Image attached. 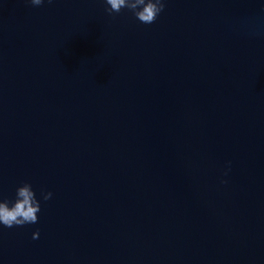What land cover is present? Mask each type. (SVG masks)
<instances>
[{
  "label": "water",
  "instance_id": "water-1",
  "mask_svg": "<svg viewBox=\"0 0 264 264\" xmlns=\"http://www.w3.org/2000/svg\"><path fill=\"white\" fill-rule=\"evenodd\" d=\"M107 7L0 0V264H264V0Z\"/></svg>",
  "mask_w": 264,
  "mask_h": 264
},
{
  "label": "clouds",
  "instance_id": "clouds-1",
  "mask_svg": "<svg viewBox=\"0 0 264 264\" xmlns=\"http://www.w3.org/2000/svg\"><path fill=\"white\" fill-rule=\"evenodd\" d=\"M32 6H40L44 0H28ZM50 2V0H49ZM109 14H118L122 9H128L142 24H152L165 9V0H104ZM230 165V162H229ZM227 171L225 172V175ZM226 183V181H222ZM51 191L41 192L42 199L52 198ZM41 211L40 200L30 183H23L16 189V198L11 204L6 199H0V225L7 228L35 224L38 222V213ZM39 230L33 232V239L38 238Z\"/></svg>",
  "mask_w": 264,
  "mask_h": 264
}]
</instances>
